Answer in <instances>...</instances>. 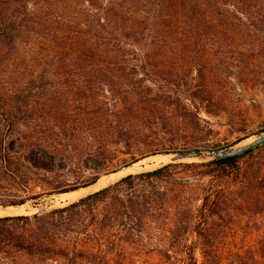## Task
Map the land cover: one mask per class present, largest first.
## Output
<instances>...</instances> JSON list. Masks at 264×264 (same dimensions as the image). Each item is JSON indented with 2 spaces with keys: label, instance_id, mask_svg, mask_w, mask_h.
I'll return each instance as SVG.
<instances>
[{
  "label": "rangeland",
  "instance_id": "obj_1",
  "mask_svg": "<svg viewBox=\"0 0 264 264\" xmlns=\"http://www.w3.org/2000/svg\"><path fill=\"white\" fill-rule=\"evenodd\" d=\"M92 2L112 4L114 36L124 41L79 58L76 30L94 19L89 2L0 0L7 25L13 14L25 25L0 33V216L63 205L116 181L127 172L107 173L116 155L153 167L163 162L154 154L222 147L264 128V0ZM178 16L188 22L169 25ZM173 123L187 131H164ZM33 146L56 155L54 170L23 166ZM241 162L246 215L222 243L224 260L264 264V144ZM95 177L107 183L75 198L4 205L26 196V184L79 190ZM11 206L18 212L7 213ZM197 257L203 262L200 248Z\"/></svg>",
  "mask_w": 264,
  "mask_h": 264
},
{
  "label": "trees",
  "instance_id": "obj_2",
  "mask_svg": "<svg viewBox=\"0 0 264 264\" xmlns=\"http://www.w3.org/2000/svg\"><path fill=\"white\" fill-rule=\"evenodd\" d=\"M86 1L90 4L86 11L94 19L88 29L78 26L76 30L79 58L99 54L103 44L124 41L121 36H114L112 4ZM192 9L198 19L205 15L199 6ZM101 10L107 14L99 17ZM12 18L14 26L7 25L6 17L0 14V33L7 28L14 31L24 28L14 14ZM132 21L137 22L134 18ZM176 21L188 22L178 16L170 18L169 25ZM185 109L183 117L191 113ZM126 115L133 118L135 114L129 111ZM183 127L173 123L164 131L183 135L187 131ZM127 130L130 134V129ZM115 151L123 152L120 148ZM252 151L212 162L161 163L124 175L92 193L42 212L2 215L0 264H226L222 243L237 230L241 215H246L242 199L247 196V186L239 190L246 185L241 160ZM115 157L107 173L139 160ZM22 161L30 169L47 170H54L58 163L56 155L42 146H33ZM97 180L95 177L86 185ZM39 185L38 191L26 184V196L4 205L32 202L38 207L44 196L78 189ZM198 248L203 262L197 257Z\"/></svg>",
  "mask_w": 264,
  "mask_h": 264
},
{
  "label": "water",
  "instance_id": "obj_3",
  "mask_svg": "<svg viewBox=\"0 0 264 264\" xmlns=\"http://www.w3.org/2000/svg\"><path fill=\"white\" fill-rule=\"evenodd\" d=\"M264 144V128L253 133L252 135L246 137L245 139L229 144L226 146L222 147H217V148H185V149H180L176 151H171L167 153H159V154H154L153 156L157 155H166L168 156L167 161H163L162 163H169V162H180V161H188V160H195V161H200V162H212L220 159H225V158H230V157H235L239 156L241 154H245L259 146H262ZM145 159L140 158L138 161L134 162L132 165L124 167L120 170L114 171L113 173H118L120 171H127L125 174H123L121 177L124 175H127L129 173L137 172L139 170H142L146 168L143 166V168L140 167V160ZM131 169V170H129ZM120 177V178H121ZM98 182V181H97ZM95 182V183H97ZM95 183H92L90 185L84 186L88 187L91 186ZM71 192V191H70ZM66 193V192H65ZM7 208V207H5ZM46 208L42 207L39 211L37 212H42Z\"/></svg>",
  "mask_w": 264,
  "mask_h": 264
},
{
  "label": "bare ground",
  "instance_id": "obj_4",
  "mask_svg": "<svg viewBox=\"0 0 264 264\" xmlns=\"http://www.w3.org/2000/svg\"><path fill=\"white\" fill-rule=\"evenodd\" d=\"M159 158H160L161 161H167L168 160V156H166V155H162V156L159 155ZM122 173H124V172L121 171V172H118V173H113L111 176L120 175ZM105 183H107L106 179L101 178L97 183H95V184H93L91 186H88L86 188H81V189L76 190V191L66 192V194L63 193L62 197L63 198H67V197L68 198L69 197L75 198V196H77L79 194H84V193L88 192L89 190H91L93 188H97V186L103 185ZM6 209L8 211L7 210H4V211H7V213H16V212H18V211H16L17 209L15 207H12V206L8 207Z\"/></svg>",
  "mask_w": 264,
  "mask_h": 264
}]
</instances>
